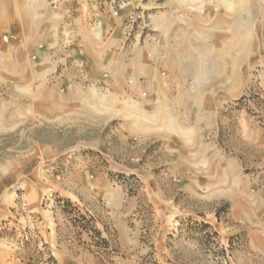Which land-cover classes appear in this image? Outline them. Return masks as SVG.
<instances>
[{
	"label": "rangeland",
	"instance_id": "1",
	"mask_svg": "<svg viewBox=\"0 0 264 264\" xmlns=\"http://www.w3.org/2000/svg\"><path fill=\"white\" fill-rule=\"evenodd\" d=\"M180 1L195 25L209 27L208 51L193 47L192 94L173 96L169 112L147 107L138 131L137 119L50 125L45 78L31 73L38 47L11 33L41 21L45 0H0V176L41 185L44 206L61 200L58 185L73 166L133 172L109 178L128 192L154 179L176 207L167 240L174 264H264V0ZM193 164L208 172L188 174Z\"/></svg>",
	"mask_w": 264,
	"mask_h": 264
},
{
	"label": "crops",
	"instance_id": "2",
	"mask_svg": "<svg viewBox=\"0 0 264 264\" xmlns=\"http://www.w3.org/2000/svg\"><path fill=\"white\" fill-rule=\"evenodd\" d=\"M187 9L180 0H131L112 16L99 0H45L41 21L11 33L38 47L31 73L45 78L50 125L99 128L137 119L142 131L147 107L169 112L173 96L192 94L185 80L196 62L193 47L208 51L209 27L195 25ZM131 19L127 39L123 26ZM188 158L207 156L191 151ZM186 172L208 169L193 164ZM110 173L121 172L73 166L58 185L61 200L44 206L41 185L0 176V264H174L167 240L176 207L154 179L128 192Z\"/></svg>",
	"mask_w": 264,
	"mask_h": 264
},
{
	"label": "built area",
	"instance_id": "3",
	"mask_svg": "<svg viewBox=\"0 0 264 264\" xmlns=\"http://www.w3.org/2000/svg\"><path fill=\"white\" fill-rule=\"evenodd\" d=\"M95 1V0H94ZM102 4H105L111 11L112 16H117L119 10L126 8L130 0H99ZM134 20H127L123 26V35L125 38H130L133 32ZM45 202V200H44Z\"/></svg>",
	"mask_w": 264,
	"mask_h": 264
}]
</instances>
